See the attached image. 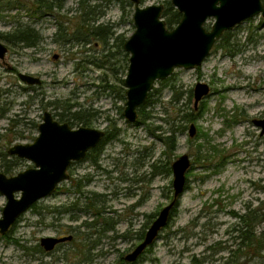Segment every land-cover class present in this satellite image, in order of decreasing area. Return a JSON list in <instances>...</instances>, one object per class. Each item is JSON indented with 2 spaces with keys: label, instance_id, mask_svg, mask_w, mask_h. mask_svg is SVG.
<instances>
[{
  "label": "rangeland",
  "instance_id": "1",
  "mask_svg": "<svg viewBox=\"0 0 264 264\" xmlns=\"http://www.w3.org/2000/svg\"><path fill=\"white\" fill-rule=\"evenodd\" d=\"M33 1L0 0V40L9 48L0 58V153L18 163L6 174L34 166L8 149L34 141L46 110L57 118L61 112L80 111L89 121L85 126L115 136L100 152L75 162L70 178L26 211L5 234L9 238L0 233V264L125 262L148 220L151 224L172 201L171 165L185 153L192 162L187 187L168 224L136 262L123 264H189L194 256H229L239 242L233 212L243 214L264 198V134L254 123L264 118V17L258 14L224 32L200 66L176 68L157 81L141 105H147L146 117L139 115V123L125 118L126 97H121L130 57L124 44L135 31L134 4L61 0L60 7L43 13L31 7ZM164 1L144 0L141 6ZM214 21L205 23L208 30ZM20 24L39 34L34 46L12 40ZM91 29L98 35H91ZM20 72L39 76L42 84L24 83ZM198 82L208 84L210 92L195 108ZM175 94H181L186 113L196 115L183 123L174 151L166 154L158 134L168 135ZM192 123L197 128L193 137ZM3 164L0 159V172H5ZM6 202L0 193V217ZM262 227L264 222L258 233ZM66 235L73 239L52 251L40 244L42 237ZM263 263L258 257L247 261Z\"/></svg>",
  "mask_w": 264,
  "mask_h": 264
},
{
  "label": "water",
  "instance_id": "2",
  "mask_svg": "<svg viewBox=\"0 0 264 264\" xmlns=\"http://www.w3.org/2000/svg\"><path fill=\"white\" fill-rule=\"evenodd\" d=\"M129 1L135 7V31L124 44L130 57L124 79L126 102L123 115L129 122L137 120L138 107L147 100L157 81L168 78L176 68L200 66L224 32L258 14L264 17L263 0H170L182 13L180 22L170 29L162 16L164 4L141 6V0ZM212 17L215 21L208 30L205 23ZM7 52L8 46L0 40V58L5 59ZM19 78L29 85L41 83L39 76L29 73L20 72ZM209 92L208 84L198 82L195 85V108ZM254 123L261 128L263 135L264 118L255 119ZM196 133V125L192 123L189 135L193 137ZM104 136V130L90 126L74 128L68 122L56 120L50 111H45L34 141L18 143L8 149L10 154L33 162L34 167L11 176L0 172V193L7 198L0 217V233L7 234L35 202L52 194L59 183L69 177V166L83 159ZM191 165L187 153L172 163L173 199L159 211L144 240L125 256L127 262H136L168 224L178 198L185 190ZM72 239L73 235L45 236L40 244L46 251H52L57 244Z\"/></svg>",
  "mask_w": 264,
  "mask_h": 264
},
{
  "label": "trees",
  "instance_id": "3",
  "mask_svg": "<svg viewBox=\"0 0 264 264\" xmlns=\"http://www.w3.org/2000/svg\"><path fill=\"white\" fill-rule=\"evenodd\" d=\"M143 1L144 0H141V2ZM60 2L61 0L60 1L59 0H52V1L34 0L31 3L32 4L31 7L43 13L53 12L55 6H58V7L61 6ZM85 13L87 12L85 11ZM162 16L166 20V24L168 28L170 29L174 28L182 19V13L179 12L172 5L170 0L164 1V10H163ZM90 34L98 35V32L95 29L94 30L91 29ZM11 37H12V40L23 43L26 46H34L37 43L39 34L31 27L23 26L20 24L15 29ZM121 82L124 83V80L121 79ZM151 94L152 93H150L149 95L151 96ZM121 97L125 99L126 93L122 92ZM181 99H182L181 94L180 95L175 94L170 100V103L172 104L174 116H173V123L171 124V127L167 131L168 135L166 136L162 135V134H165L166 131L165 132L162 131L161 133L158 134V139H160L166 145L165 153L174 151L176 147L177 133L184 130L186 128V125H184L186 121L193 120L194 115H196L195 112L186 113V110H184L183 108L185 104L183 103L180 104ZM145 102L147 103L148 101L146 100ZM145 105H143V107L141 106L139 109V115L141 116L142 119L146 117L145 108H144ZM58 115L60 116L61 121H67L70 124H73L75 122H79V123L82 122L83 125H89L88 119L82 118L83 116H81L80 111H75V112L69 111V113L61 112ZM177 121H180V124H178ZM139 123L141 122L139 121ZM158 128L160 129L161 127L159 126ZM114 136H115V133H111L110 131H107L106 137L101 142V145L99 148L101 149L103 147V144H105L108 140H110ZM6 156H8L6 152L0 153V159H3L4 161L3 167L5 168L4 170L5 173L11 174L13 169L18 165V163L12 159L5 160ZM262 189L264 191V186H262ZM35 206L36 205L33 204L32 207H35ZM174 210L175 208L173 209V211ZM233 215L234 217L238 219V222L235 224V227H236L235 232H237L236 238L239 239L237 248L230 250L229 252H231V254H229V256L227 257L214 258V255L217 254V252L213 254V258H209L210 256H206L204 257V259H198L194 256L191 263L189 264H210V263L211 264H247L249 257H253V258L258 257L262 262H264V227H262V229L258 233V227H260V225L264 222V198L261 200V202L259 203L257 207L255 208L248 207L245 213L238 214L236 212H233ZM13 226L10 228L9 232L13 229ZM109 228L110 227H108V229ZM4 238H9V235H5ZM149 248L150 247H148L147 249ZM244 257L246 258L247 261L243 259ZM120 263L123 264L127 262L121 261Z\"/></svg>",
  "mask_w": 264,
  "mask_h": 264
},
{
  "label": "flooded vegetation",
  "instance_id": "4",
  "mask_svg": "<svg viewBox=\"0 0 264 264\" xmlns=\"http://www.w3.org/2000/svg\"><path fill=\"white\" fill-rule=\"evenodd\" d=\"M8 50H9V48H8ZM25 83V82H24ZM27 84V83H26ZM40 84H42V79H41V83ZM40 84H33L32 86H34V85H40ZM139 109H140V107H138V118H137V120L135 121V122H137V121H140L139 120V118H140V116H139ZM46 111H48V110H46ZM44 113H45V111H44ZM44 113H43V118H44ZM52 113V112H51ZM53 115V114H52ZM53 117L56 119V120H58V121H60V122H67V121H61L60 120V116H58V118L57 117H55V115H53ZM43 121V120H42ZM41 123V122H40ZM39 123V124H40ZM69 123V122H68ZM39 124L37 125V128H38V130H39ZM70 124V123H69ZM83 126H85V125H83ZM101 130H103V129H101ZM105 131V136L102 138V140L96 145V147H94V148H92V149H90L88 152H87V154H86V156L83 158V159H85V158H89L91 155H93V154H95L96 152L98 153V152H100L99 150H101L99 147H100V145H101V142L104 140V138L106 137V134H107V130H104ZM36 138V137H35ZM103 146H104V144H103ZM11 147V146H10ZM9 147V148H10ZM99 150H98V149ZM9 153V152H8ZM10 154V153H9ZM12 155H14V156H16V157H19V158H22V157H20V156H18V155H16V154H12ZM96 158V157H95ZM83 159H81V160H83ZM80 161V160H79ZM75 162H78V161H74L70 166H69V168L67 169V173H68V175H69V177L67 178V179H69L70 178V174H69V171H70V167L75 163ZM33 163V162H32ZM34 165V164H33ZM34 167V166H33ZM30 168V167H29ZM26 169H28V168H26ZM25 170V169H24ZM23 171V170H22ZM20 172V171H19ZM5 173V172H4ZM6 174V173H5ZM7 175V174H6ZM9 176H11V175H9ZM67 179H65V180H63L62 182H64V181H66ZM62 182H60L59 183V185L57 186V189L59 188V186H60V184L62 183ZM57 189L53 192V193H55L56 191H57ZM52 193V194H53ZM52 194H50V195H52ZM50 195H48V196H50ZM47 197V196H46ZM45 198V197H44ZM38 202V201H37ZM36 203V202H35ZM34 203V204H35ZM33 206V205H32ZM99 214V211H97L96 212V215H98ZM156 218V217H155ZM149 222H148V228L150 227V225L151 224H149L150 223V220H148ZM152 223V222H151ZM90 224H93V222H91ZM147 228V229H148ZM145 229V228H144ZM146 231L147 230H142V232L139 234V242H142L143 240H144V238H145V235H146ZM71 241V240H70ZM67 242H69V241H67ZM63 243H65V242H63ZM61 243H59V244H57L56 245V247L57 246H59ZM55 247V248H56ZM54 248V249H55ZM53 249V250H54ZM131 251V250H130ZM127 255V254H126ZM127 262V261H126ZM129 263V262H128Z\"/></svg>",
  "mask_w": 264,
  "mask_h": 264
}]
</instances>
